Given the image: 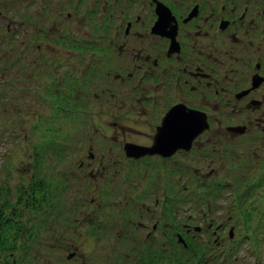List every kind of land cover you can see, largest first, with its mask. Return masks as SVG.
Listing matches in <instances>:
<instances>
[{
  "label": "flooded vegetation",
  "instance_id": "1",
  "mask_svg": "<svg viewBox=\"0 0 264 264\" xmlns=\"http://www.w3.org/2000/svg\"><path fill=\"white\" fill-rule=\"evenodd\" d=\"M63 1L15 0L16 19L22 16L16 35L25 56L32 40L40 49L41 38L47 37L53 51L64 49L65 60L68 55V61H78L63 80L69 95L79 92L78 102L64 106L55 101L54 107L74 110L79 95L105 71L108 101L130 105L133 113L130 124L111 118L106 124L111 128L110 150L119 155L116 170L122 185L112 192L121 198L112 204L90 196L106 220L95 222V214L85 210V222L71 225V236L87 234L100 241L101 251L108 254L106 264H158L159 248L168 256V247L174 246L183 252L174 264H206L212 258L220 264L237 263V241L247 239L253 247V230L262 212L264 219V0H90V8L84 7L85 0H73L70 9ZM40 12L62 13L69 28L52 23L49 28L56 36L40 35ZM31 25L38 32L29 33ZM113 61L117 64L109 69ZM37 94L41 104L52 105L45 85ZM239 143L249 150L240 152L237 160L246 158L251 170L242 180L258 179L243 197L226 172L233 169L230 158L238 154ZM92 153L86 152L88 159L94 158ZM185 160L189 163L182 165ZM88 175L94 178L91 168ZM93 187L98 188L97 183ZM40 188L36 211L52 193L65 191L63 186L56 192ZM223 190L227 194L221 205L217 201ZM76 202L70 207L75 209ZM115 209L122 219L119 228L112 222ZM64 211L68 218L71 210L63 207L53 210V217ZM50 215L37 221L31 239L39 241L52 226ZM65 224L64 229H70ZM239 229L243 235L237 239ZM135 232L140 234L133 236ZM126 243L132 251L120 257ZM224 244L228 249L223 253ZM213 250H221L218 257L205 255ZM67 253L71 259L85 252L73 248ZM257 256L253 264H264Z\"/></svg>",
  "mask_w": 264,
  "mask_h": 264
},
{
  "label": "rangeland",
  "instance_id": "2",
  "mask_svg": "<svg viewBox=\"0 0 264 264\" xmlns=\"http://www.w3.org/2000/svg\"><path fill=\"white\" fill-rule=\"evenodd\" d=\"M63 2L66 3L65 8L70 9L71 3L74 1L65 0ZM91 5L90 0H85L84 7L90 8ZM0 11V63L5 64L4 73L7 74L5 78H2L3 75L0 74V92H4L7 96H0V217L3 216V213L6 216L12 210L20 209L21 211L24 207L20 217L18 220L16 219L22 228L15 244L16 249L11 253L12 260L15 257L19 258L21 255L20 250L18 251L20 243L27 239V244L21 245L22 247L26 246V250L22 252L24 255L22 264H81L78 261H84L83 264H106L108 254L101 251L100 241L97 239L95 241L93 236L87 234H83L82 237L71 236V225H80L85 222L84 216H88L86 213L83 216L85 210L89 212L90 216L95 214V217L91 218L95 222L106 220L103 216V209L98 207L97 202H91L90 196L93 198L101 196L104 198L103 203L110 202L112 204L115 202L114 200L121 198L119 193L113 194L112 192L113 189H121L122 185L119 168L116 170L119 166V155L110 150V146L113 145L109 137L111 128L106 127V124L109 118L130 124V119L133 117V113L128 111L130 105L122 103L123 105L114 106L108 101L103 91L106 87L105 81H107L104 71L92 79L93 82L88 85L86 95L83 94L86 101L80 94L79 104L74 107V110L55 108L56 102L64 106L67 101L69 103L78 102L79 92L73 94L72 97V94L67 93V82H63L70 76L68 69L74 64L77 65L78 61L75 59L68 61V55L65 60L67 52L64 49H59L57 53L53 51L51 49L53 41L47 37L41 38L40 49L34 47L36 41L32 40L29 46L30 52L27 49L28 57L25 56L21 52L20 36L16 35V33L18 34L16 30L19 26L18 20L22 16L16 19L15 0H0ZM78 17L81 16L78 15ZM38 19L40 20L39 26L43 28L39 32L40 35L44 33L56 36V31H51L52 28H49L52 23L61 29L69 28V22L62 13L40 12ZM83 28L88 34L91 32V28L86 23ZM29 30L31 34L38 32L33 28V25ZM116 64L117 61H113L109 65V69L115 67ZM3 79L4 81H2ZM43 85H45V94H48L46 100L52 104L51 106L46 103L41 104V97L37 94L42 91ZM133 124L134 121L131 125ZM94 131L98 136H94ZM89 150L93 152V159H88L86 156V152ZM248 150L245 144L239 143L236 147L238 154H234L230 158L233 169L230 168L226 171L230 174L234 185L238 184L235 188L240 197L244 196L250 183L258 181L257 178L250 181L242 180L245 175L250 176L251 170L247 168L246 158L237 160V156L239 158L240 152ZM100 158L103 160L98 163ZM95 160L97 163L94 162ZM80 162L83 163V168L79 167ZM180 163L185 165L189 162L185 160ZM90 168L94 178L88 175ZM103 168L105 169L103 170ZM137 170L134 168L133 171L136 173ZM253 172L256 177L260 175V172L255 170ZM150 174L149 181L153 178V174L151 172ZM223 178L224 175L221 179ZM40 180L44 181L43 186L47 190L49 188L56 192V188L63 186L62 189L65 191L52 193L53 198H50L39 211H36L30 209L31 203L28 201L30 195H28V199H24V195L18 197L16 188L24 193L29 190L30 184H35ZM94 183H97L98 188L93 187ZM103 191L112 194L103 196ZM226 194V190H223L221 200L217 201L218 204L219 202L221 205L224 204L223 200ZM39 195V193L36 194L34 198L38 200ZM75 198H77V202L74 209L70 205ZM258 199L259 197L255 196L253 201L260 208ZM5 204L6 207L3 208ZM245 206L244 204L243 208ZM59 207L71 210L68 218H65L67 216L65 211L60 217H53V210L55 211ZM109 212L106 208L107 217L110 215ZM45 213L51 214L48 222L52 221V226L44 229L39 241L34 238L30 239V235H34L37 221H45L44 219L47 218L42 217ZM262 214L259 215L260 219L253 230L256 236L253 239V244H255L253 247L257 245L256 253L253 252V254L258 255L257 257L262 258L264 262V219H262ZM113 216L112 222L114 221L116 228L121 227L122 219L118 217L117 209L114 210ZM65 223L69 224L70 229H64ZM109 226H111L110 221ZM249 226L250 223L247 224V229ZM120 230L123 235L129 234L127 229L126 231ZM237 233L236 238L240 239L243 231L239 229ZM139 234V232H135L133 236ZM227 238L226 240H228ZM127 245L125 252L121 253L120 257L132 251L130 245ZM224 245L223 253L228 249V246ZM237 245L236 256H238L239 262L222 264H253L255 255L250 252L253 247L249 244V240H238ZM73 248L81 249L85 252L84 255L77 254L73 257L74 259H67V252ZM168 248L173 256H166V251L159 248L158 264H174L175 257L177 259L179 255L182 257L183 252H179L178 247ZM220 252L221 250H213L211 253L206 252L205 255L210 258L215 254V257H218ZM223 253L222 255H224ZM206 264L220 263L219 260L217 262L212 258V260H207Z\"/></svg>",
  "mask_w": 264,
  "mask_h": 264
},
{
  "label": "trees",
  "instance_id": "3",
  "mask_svg": "<svg viewBox=\"0 0 264 264\" xmlns=\"http://www.w3.org/2000/svg\"><path fill=\"white\" fill-rule=\"evenodd\" d=\"M0 65H1L0 74L3 75L2 78H5L7 76V74L4 73L6 69L4 66L5 64L0 63ZM2 81H4V79ZM3 95L6 96V94L1 91L0 96L4 97ZM43 185H44V181L43 182L41 180L37 181V183L35 184H30L29 190L26 192L24 191V193L23 191H20L18 188H16V194H18V197L21 195H24L23 197L24 199H28L27 198L28 195H30V198H34L36 194L40 193V190H41L40 186H43ZM30 198L28 199V201H30L31 203L30 209L36 210L38 207L37 206L38 200L36 198L34 199H30ZM4 207H6V204L3 205V208ZM23 208L21 209V211L23 210ZM21 211L20 209H17V211L12 210V212L11 213L9 212V214H6V216H4V213H3V216L0 217V264H22L24 262V258H23L24 255H22V252L26 250V246L24 247L22 246L27 244V239L20 243L18 251L20 250L19 252L21 255L19 256V258L15 257L12 260V255H11L12 251L16 249L15 244H16V241L18 240V237L20 236L19 231L22 228L21 227L22 225H19L17 221L22 213ZM32 236L33 234L30 235V237Z\"/></svg>",
  "mask_w": 264,
  "mask_h": 264
}]
</instances>
